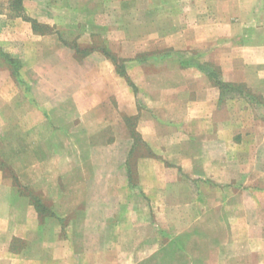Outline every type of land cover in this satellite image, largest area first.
<instances>
[{
  "label": "crops",
  "instance_id": "0c3cea01",
  "mask_svg": "<svg viewBox=\"0 0 264 264\" xmlns=\"http://www.w3.org/2000/svg\"><path fill=\"white\" fill-rule=\"evenodd\" d=\"M114 1L24 0V11L46 27L83 28L87 43H92L93 29L106 28L108 50L117 51L115 44L122 43L118 56L126 60L128 78L119 74L111 57L91 50L74 65L73 70L83 74V84L72 100L82 119L100 108L107 96L115 99L111 107L118 125L125 122L124 115L137 118L136 136L149 149L139 155L135 166L142 197L159 203L165 196L163 203L171 199L178 213L185 205L190 225L195 226L188 233L174 230V249L185 251L178 237L202 234L204 225L203 234L221 237L209 250L220 252L223 264H264V0H192L191 11L198 16L184 25V32L177 24L158 40L176 50L204 48L203 59L219 68L221 80L257 93L259 101L254 103L239 92L224 98L225 92L206 68L183 67L174 55L157 71L133 61L138 53L151 50L155 38L151 33L136 40L127 31L122 35L135 22L131 19L123 25L116 15H108L116 13ZM134 3L120 0L118 8ZM148 7L152 4L146 8L149 16ZM10 10V2L0 0V47L16 50L18 58L28 60L30 75L46 74L53 79L51 85H57L58 77L71 73L73 53L56 32H37L31 22L9 16ZM71 12L76 16L70 18ZM54 60L61 66L43 67ZM138 90L143 103L136 101ZM100 133L80 132L77 139H106ZM114 134L105 144L79 148L82 158L77 169L71 170V160L63 159L70 157L73 147L61 150L62 161H54L55 174L47 183L52 205L46 216L39 211L38 200L23 194L0 166V264H86V253L93 258L89 264H101L102 252L149 251L151 245L153 251H166V244L160 247L159 233L145 232L139 242L133 238L118 242L119 235L135 232L127 209L133 202L131 188L136 186L130 163L136 144L127 132L122 147ZM118 157L125 158L123 163ZM213 187L221 191H212ZM106 205H111V213L102 210ZM178 219H183L181 212ZM103 235L115 244H109L108 237L103 240ZM211 257L215 264V256Z\"/></svg>",
  "mask_w": 264,
  "mask_h": 264
},
{
  "label": "rangeland",
  "instance_id": "374dc122",
  "mask_svg": "<svg viewBox=\"0 0 264 264\" xmlns=\"http://www.w3.org/2000/svg\"><path fill=\"white\" fill-rule=\"evenodd\" d=\"M8 1L11 3V0ZM191 2L193 3L194 1L135 0L131 7L119 9L120 0H115L114 4L117 5L118 11L116 9V13L114 11L108 12V15H111L112 18L116 15L117 23L122 22L123 25L130 23L129 21L133 19L135 23L127 26L122 31V35L127 31V34L136 40L141 35L151 33L155 38L151 44V50L140 52L133 59L135 62L145 63L147 71H157L161 66L166 67L167 60L173 55L176 62L183 67L198 64L201 67L211 69L209 63H206L203 59L204 48L186 47L176 50L173 47L164 46L158 41L160 37L171 34L177 24L183 25L179 30L184 32L186 28L184 25L190 23L191 21L189 20L194 19V16H198L199 13H192ZM114 4L109 6L112 10L115 6ZM148 4L150 7L152 4L151 8L148 7L151 11L149 16L145 13ZM161 8L164 9L157 11V9ZM24 15L27 16L26 13ZM9 16L22 17L24 21L30 22L23 15H17L11 10ZM69 16L73 18L76 13L71 12ZM147 22L149 23L145 25ZM93 30L95 32L91 34L92 43L84 42V31L81 27L61 28L60 30L42 25L36 30L37 32H56L64 45L73 53V57H75L69 60V71L71 73L64 77H58L57 85H51V80L53 79L46 74L30 75L29 70L32 67L29 68L28 60L18 58L16 50L0 47V166L5 169L10 179L21 187L20 191L23 194L29 193L38 200L39 211L46 216L51 212L52 205L49 201V194L52 192L47 185L52 175L55 174V171H51V168L53 169V163L57 159H59V163L62 161L61 150L65 146H70L74 149L73 152L71 151L70 157L68 155L69 158L62 156L64 160H71L72 163L70 165L72 168L70 167V169L72 170L78 168V160L82 158L79 148H84L94 142L105 144V142L110 140L108 138L115 137L114 133L116 132L119 139H121L120 144L125 147L126 140L124 136L127 132L129 134L132 133L136 145L133 146L135 151L131 155L130 163L134 171L132 174L133 183L136 186L131 188L133 202L128 204L127 210L131 212L135 232L133 235H119L118 242L120 238L123 240L125 238L127 240L133 238L134 241L139 242V240L145 239V232H151L153 235L159 233L158 241L160 247L166 244V251H153L151 245L149 251L134 250L128 253L102 252L101 264H209L212 263L210 261L212 254L217 260L214 261L215 264H223L220 259L222 254L220 252L214 254L209 250L213 245L219 243L221 237L203 234L206 233L205 229L207 228L204 225L200 227L202 234L190 235L183 233L178 237L186 245L185 251L174 249V238L172 237L174 230H183L188 233L195 228V226L192 227L190 225V219L188 218L190 210H188V207L185 208V205L181 206L180 212L183 219L179 221L180 212L178 213L177 209H175L170 198H168L170 199L168 202L163 203L162 199H165V196L162 195L163 197L157 203L156 199L142 197L141 189L136 184L137 173L135 166L139 155L148 153L149 149L136 136L137 118L124 115L123 118L126 123L118 125L113 115V112H115L114 108L111 107V104L116 102L111 96L106 97L107 100L103 101L104 104L97 109L98 112L97 110L91 111L84 119L78 116L72 100V94L75 90L82 87L83 74L79 75L73 70L75 68L74 65L83 62L84 55L89 51L97 49L102 54L105 53V56L107 53L113 55L117 58L118 64L123 65L125 70L128 66L126 60L118 56L122 50V43L118 42L115 44L114 47L117 51L108 50L109 45L105 37V34H108L106 33V28L100 27ZM86 32H89L88 29H86ZM135 46L136 44H131L130 48H135ZM58 63L56 60L49 61L47 64L45 63L46 65L43 64V67L48 68L52 64L54 67L61 66ZM41 65V63L37 64L39 68ZM218 79L219 77L217 76L214 81ZM30 81L33 83L31 84ZM155 83L157 82L155 81ZM223 91L225 92L224 98L232 93L239 92L246 95V98L253 103L259 101L257 93L251 90L237 91L225 86ZM136 96L137 103L144 102L142 91L138 90ZM91 115H94V117H90ZM61 119L68 120L67 122L66 120L61 122ZM97 131L105 135L106 139H96L95 141L90 139L80 141L77 139V135L80 132L84 133L83 135H89L88 133L97 135L99 133ZM68 134L73 136L67 139ZM120 159V162L123 163L125 158L122 157ZM72 174L75 178L79 176L77 172H72ZM32 182L34 185L31 187L30 184ZM202 190L205 191V188ZM211 190L221 191L220 188L214 187ZM105 195H108V193ZM102 210L107 214L113 211L111 205H106ZM89 221H92V218ZM147 227H149L148 231ZM152 236H150V239H152ZM106 237L108 236L103 235L101 238L104 240ZM88 238L90 241L93 240L92 235ZM170 242L171 245L168 244ZM108 243L115 244L111 237H108ZM151 244L153 243L151 242ZM92 259L86 253V264L93 263Z\"/></svg>",
  "mask_w": 264,
  "mask_h": 264
},
{
  "label": "trees",
  "instance_id": "16d2710c",
  "mask_svg": "<svg viewBox=\"0 0 264 264\" xmlns=\"http://www.w3.org/2000/svg\"><path fill=\"white\" fill-rule=\"evenodd\" d=\"M11 10L12 12L16 13L17 15H23L27 20H29L32 25H33V29L36 31L38 30V28L40 26H42L40 23H38V21L34 18H31L29 16H26L24 15L25 11H24V0H11ZM107 55L109 57L112 58L113 62L115 63V65L117 66V71L119 72V74L127 77V74H126V71L123 67V65H119L118 62H117V58H115L114 56L112 55H109L107 53ZM209 66L211 67V69L209 68H206V71H207V74L209 75V77L214 81L215 78L218 76L219 79L217 81H214L216 85H218L221 89H223L225 86L227 87H231L233 90H244V85L243 84H232V83H225L221 80L220 78V70L217 66L213 65V64H209ZM128 78V77H127ZM129 80V79H128ZM131 83V82H130ZM131 85H133L131 83ZM38 207V205H37Z\"/></svg>",
  "mask_w": 264,
  "mask_h": 264
}]
</instances>
